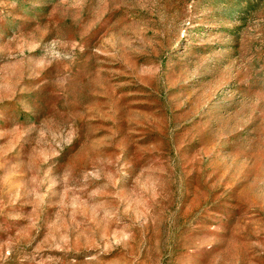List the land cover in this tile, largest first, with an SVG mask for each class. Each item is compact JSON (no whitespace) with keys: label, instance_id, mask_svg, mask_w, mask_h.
<instances>
[{"label":"rangeland","instance_id":"374dc122","mask_svg":"<svg viewBox=\"0 0 264 264\" xmlns=\"http://www.w3.org/2000/svg\"><path fill=\"white\" fill-rule=\"evenodd\" d=\"M0 264H264V0H0Z\"/></svg>","mask_w":264,"mask_h":264}]
</instances>
